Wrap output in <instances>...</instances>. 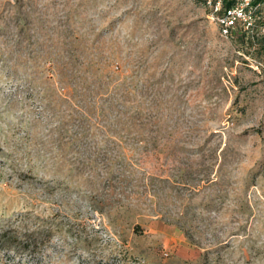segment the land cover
<instances>
[{"label": "rangeland", "instance_id": "obj_1", "mask_svg": "<svg viewBox=\"0 0 264 264\" xmlns=\"http://www.w3.org/2000/svg\"><path fill=\"white\" fill-rule=\"evenodd\" d=\"M209 13L0 0V264H264V48Z\"/></svg>", "mask_w": 264, "mask_h": 264}, {"label": "built area", "instance_id": "obj_2", "mask_svg": "<svg viewBox=\"0 0 264 264\" xmlns=\"http://www.w3.org/2000/svg\"><path fill=\"white\" fill-rule=\"evenodd\" d=\"M209 7L210 18L218 25L220 33L227 39H232L235 29L240 25L252 39L259 31L264 33V27H259V21L264 17V0H236L235 3L222 12L225 0H205Z\"/></svg>", "mask_w": 264, "mask_h": 264}, {"label": "trees", "instance_id": "obj_3", "mask_svg": "<svg viewBox=\"0 0 264 264\" xmlns=\"http://www.w3.org/2000/svg\"><path fill=\"white\" fill-rule=\"evenodd\" d=\"M236 0H225V3H224V8L222 10V12H226V10L228 8H230L234 3H235ZM259 0H256V2H258ZM263 26L264 27V17L262 19H260L259 21V27ZM232 39H236L240 42H242V44H245V45H256V46H259V45H262L261 48H264V33L259 31V33L257 32V34H255V37L254 39L251 38V36L245 32L242 27L240 25H238V27L235 29V34L233 35V38ZM2 235H0L1 237ZM15 241L14 243H11L13 245V247L15 248H25V249H28V250H32L30 249V244L29 246H21V244L23 242H29L30 240H33V237H34V233H23V232H16L15 233ZM19 240V242H18Z\"/></svg>", "mask_w": 264, "mask_h": 264}]
</instances>
